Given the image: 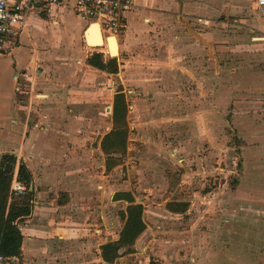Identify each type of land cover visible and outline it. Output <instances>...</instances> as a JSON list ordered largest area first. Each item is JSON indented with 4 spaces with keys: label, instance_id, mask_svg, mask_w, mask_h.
Listing matches in <instances>:
<instances>
[{
    "label": "crops",
    "instance_id": "obj_1",
    "mask_svg": "<svg viewBox=\"0 0 264 264\" xmlns=\"http://www.w3.org/2000/svg\"><path fill=\"white\" fill-rule=\"evenodd\" d=\"M130 1L129 27L116 38V54L108 45L111 36L78 15L73 0L36 4L18 41L0 52V162L3 155L13 154L32 177L31 211L16 222L23 235L22 264H120L128 260L124 250L143 263L147 251H155L160 224L155 219L156 225L149 223L146 206L158 204L184 216L188 208L173 212L168 203L189 206L195 201L191 195L183 197L181 189L184 184L192 189L201 175L211 176L221 194L230 187L231 195L220 212L206 218L207 243L180 247L194 255L190 260L195 263L196 253L204 249L201 264H264V16L257 0ZM90 27L98 45L87 42ZM97 53L105 62L116 58L118 72L90 64ZM118 84L124 89L117 90ZM120 91L128 103L127 143L141 142L139 196L130 191L128 180L118 189L101 179L117 166L110 167L102 142L113 128ZM167 109L182 111L169 115ZM178 124L189 127L190 140L196 139L199 125L208 151L198 154L182 143L174 149L173 157L181 158L180 166L184 161L189 165L183 166L192 178L182 180L170 193L175 197H168L171 176L161 169L160 176L153 175L156 170L146 166L153 167L152 161L145 165L143 157L166 153L155 134ZM132 131L138 139L130 136ZM217 135L221 142L232 141L238 163L233 159L228 165L223 158L228 145L212 150ZM125 152L112 155L119 158ZM216 154L219 160L213 163ZM121 192H130L134 203L143 205L146 228L132 246L120 248V256L108 261L103 246L119 239L130 204L117 196ZM117 202L126 205L118 234L112 230Z\"/></svg>",
    "mask_w": 264,
    "mask_h": 264
},
{
    "label": "rangeland",
    "instance_id": "obj_2",
    "mask_svg": "<svg viewBox=\"0 0 264 264\" xmlns=\"http://www.w3.org/2000/svg\"><path fill=\"white\" fill-rule=\"evenodd\" d=\"M261 11V10H260ZM262 14V12H261ZM263 15V14H262ZM264 16V15H263ZM69 24L72 23V20L68 19ZM240 47V44H236V47ZM262 48H264V43L261 45ZM242 49V48H241ZM238 49L236 48V51ZM239 51V50H238ZM124 89L123 85L118 84L117 90ZM167 114L169 115H180L178 113H181L182 110L179 109H167ZM161 115L158 113L155 115V118H160ZM172 123H175L172 121ZM164 125V124H162ZM169 125L168 129H165L163 131L157 132L155 134V141H158L160 145L166 149V153L164 151L162 152L161 156L154 155L152 157H143L145 160L144 162L146 164H150L152 161L153 167L150 165H146L148 169H150V172H156L153 175L160 176L161 172H159V169H161L163 172H166L167 176H171L172 183L170 182V187H167V195L168 197H175L174 195H170L171 191L177 189L178 184L182 180H189L192 178L191 175H188L186 173V170L183 165H186L185 167L187 169H190L188 164H185L184 161L182 163V166H180V159L178 158L177 161L175 160V157H173L174 149L177 147L183 145H192L189 148L192 149L194 152L198 154H202L205 150L208 151V144L207 142L200 138V129L199 125H197V133H196V139H191L188 131V126L181 125ZM186 127V129H184ZM182 129V130H181ZM204 130V129H203ZM228 131L233 133L232 139L235 142V134L232 129L228 128ZM130 136L132 138L138 139V133L135 131H132L130 133ZM220 135H217V137L213 138V148H216L215 145L225 147L229 146L227 153L223 158H225L228 162V165L231 164L232 160L234 159L236 162L239 161L240 154L238 153V150H235V146L232 143V141H225L221 142ZM136 141V142H135ZM191 141V142H189ZM149 144H152L151 141H148ZM140 149H141V142L133 139H128L127 143V150L124 155L118 156V163L117 166L114 167L109 175V177L104 178L101 177L102 181L109 183L108 181H111V184H116L118 189L122 188V184L124 181L128 180L130 181L132 185V189L130 190L133 193H136L138 196L141 195L137 192L135 187H138V177H139V166L142 163V158L140 155ZM213 163L219 160V155L216 154L212 156ZM141 162V164H140ZM238 163V162H237ZM223 165L227 167V165L223 162ZM232 167V165L230 166ZM234 167V166H233ZM176 169V170H175ZM175 170L176 172L172 173V171ZM162 178V177H160ZM170 178V177H169ZM211 176L208 178H203V175L198 176V182L193 186L192 189H186L187 184L182 187L181 191L183 190L184 195L183 197H188V195H191L192 198H194L195 201H192L189 203L187 211L184 213V216L182 215H175L166 212L162 206L156 204H152L151 207L146 206V215L150 218V220L153 221V219L160 222L157 226L159 227V232L155 239H157V244L155 245V251L154 249L147 251L146 257L142 260L145 261L143 263H140L141 258L134 256V255H128L130 254L129 251L124 250L122 252V256H128V260H123L120 262V264H201V257L205 255L204 249H200V252H197V263L194 262V260H190V258H194V255L192 256L189 251H186L183 247L187 244H198L199 245H205L207 243V240L205 235L208 232L207 226H206V218L210 217V214H212V211H218L220 212L223 206L226 205L227 199L229 198L230 194H227V191L229 188L223 189L224 193L221 194V190L217 184H214L212 182ZM218 182V181H217ZM231 183V182H230ZM162 185V182H160ZM232 186V185H231ZM163 191L165 190L162 188ZM120 191V190H119ZM118 191V192H119ZM142 191V189H140ZM188 191V192H187ZM195 192L193 194L192 192ZM222 191V192H223ZM144 193V192H143ZM189 193V194H188ZM186 194V195H185ZM193 194V196H192ZM216 195L219 196V198L216 199ZM215 196V197H214ZM106 202H108L106 200ZM149 203V202H148ZM124 202H117L115 205L116 214L118 216L117 218V224L112 228L113 231H115L117 234L122 229L123 226V220L121 219L120 214L125 208ZM155 206H158V210H150V208H154ZM148 210V211H147ZM167 215V216H165ZM149 220L150 224H155L156 222H151ZM165 228V229H164ZM164 229V231H163ZM189 231L191 232V235H189ZM150 240L152 236H149ZM191 239V240H190ZM154 240V239H153ZM190 240V241H189ZM165 241V242H163ZM155 242V241H152ZM163 243V244H162Z\"/></svg>",
    "mask_w": 264,
    "mask_h": 264
},
{
    "label": "trees",
    "instance_id": "obj_3",
    "mask_svg": "<svg viewBox=\"0 0 264 264\" xmlns=\"http://www.w3.org/2000/svg\"><path fill=\"white\" fill-rule=\"evenodd\" d=\"M89 62L111 73H117L119 70L116 58L105 62L103 55L99 53L93 54ZM127 110L128 103L125 94L120 91L115 96L113 128L102 142L104 151L110 153L109 156H111L110 167L118 163V158L112 154L124 153L126 150L129 133ZM16 164L17 157L13 154L3 155L0 162V253L5 256L21 254L23 235L16 222L30 213L33 199L32 177L22 161L18 167V175L19 180L27 186V191L24 194H18L12 190ZM117 196L119 198L126 197L129 199L130 204L126 208V213H124L125 224L120 232L119 239L103 246V256L108 261L120 256V248L132 246L146 228V223L143 220V205L134 203V198L130 192H121ZM187 208V203H168V209L173 212H184Z\"/></svg>",
    "mask_w": 264,
    "mask_h": 264
},
{
    "label": "built area",
    "instance_id": "obj_4",
    "mask_svg": "<svg viewBox=\"0 0 264 264\" xmlns=\"http://www.w3.org/2000/svg\"><path fill=\"white\" fill-rule=\"evenodd\" d=\"M66 0H0V52L10 49L20 35L27 13L36 4H61ZM74 10L84 18L100 24L104 34L121 37L129 27L126 14L132 8L130 0H73ZM264 15V0H257ZM18 74L15 79H18ZM20 162H17V166ZM12 190L24 194L27 186L19 180L18 167L13 173ZM0 264H22L18 255L5 256L0 253Z\"/></svg>",
    "mask_w": 264,
    "mask_h": 264
},
{
    "label": "water",
    "instance_id": "obj_5",
    "mask_svg": "<svg viewBox=\"0 0 264 264\" xmlns=\"http://www.w3.org/2000/svg\"><path fill=\"white\" fill-rule=\"evenodd\" d=\"M94 24H96V23H94ZM92 27V26H91ZM91 27H90V29H89V34H87V32L88 31H86L85 32V36H86V39H87V42L89 43V44H95V45H98V43H95V42H98V39H97V41L96 40H94V38L93 37H91V34H92V32H94V30L93 29H91ZM98 34L100 33V31H99V29L97 28V31H96ZM100 36H101V33H100ZM10 168V167H9ZM8 168V169H9Z\"/></svg>",
    "mask_w": 264,
    "mask_h": 264
},
{
    "label": "bare ground",
    "instance_id": "obj_6",
    "mask_svg": "<svg viewBox=\"0 0 264 264\" xmlns=\"http://www.w3.org/2000/svg\"><path fill=\"white\" fill-rule=\"evenodd\" d=\"M108 42L111 53L116 54L118 49L117 39L115 37H111Z\"/></svg>",
    "mask_w": 264,
    "mask_h": 264
}]
</instances>
